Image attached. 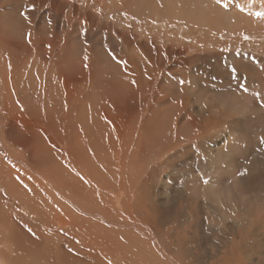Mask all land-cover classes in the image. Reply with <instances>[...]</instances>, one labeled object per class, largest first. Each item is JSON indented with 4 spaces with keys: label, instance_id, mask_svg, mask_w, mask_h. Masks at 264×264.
<instances>
[{
    "label": "rangeland",
    "instance_id": "1",
    "mask_svg": "<svg viewBox=\"0 0 264 264\" xmlns=\"http://www.w3.org/2000/svg\"><path fill=\"white\" fill-rule=\"evenodd\" d=\"M0 169L9 264H84L75 215L105 264H264V0H0Z\"/></svg>",
    "mask_w": 264,
    "mask_h": 264
},
{
    "label": "bare ground",
    "instance_id": "2",
    "mask_svg": "<svg viewBox=\"0 0 264 264\" xmlns=\"http://www.w3.org/2000/svg\"><path fill=\"white\" fill-rule=\"evenodd\" d=\"M24 103V102H23ZM101 111V110H100ZM103 118V117H102ZM107 125V124H106ZM114 127V126H113ZM23 128L25 129H23L24 131H27V128H29V124L27 125V124H25L24 126H23ZM129 135V134H128ZM125 137V136H124ZM85 140H87V139H85ZM164 144V143H163ZM133 146V145H132ZM125 147V146H124ZM134 147V146H133ZM144 147V146H143ZM164 149V148H163ZM28 150V149H27ZM119 152V151H118ZM26 154H27V152H26ZM97 154V153H96ZM100 155V154H99ZM148 155H150V154H148ZM99 157V156H98ZM115 157V156H114ZM149 157V156H148ZM116 159V158H115ZM148 159V158H147ZM35 160V159H34ZM86 160V159H85ZM61 161V160H60ZM144 161V160H143ZM147 161V160H146ZM36 162V161H35ZM84 162V161H83ZM148 162V161H147ZM151 163V162H150ZM42 164V163H41ZM33 168V170L34 169H38V167L37 166H33V164H30ZM141 165V164H140ZM68 166V165H67ZM67 168V167H66ZM12 170H14V169H12ZM63 170V169H62ZM66 170V169H65ZM65 170H63V171H65ZM141 170V169H140ZM0 171H3L2 173L3 174H6L7 176H10V178H11V180L12 181H14V176H12V175H14V171H11V173L10 174H8V171L6 170V171H4L3 169H0ZM37 171V170H36ZM67 171V170H66ZM68 171H70V170H68ZM75 171V170H74ZM83 171V170H82ZM9 172H10V170H9ZM15 172H17V171H15ZM1 173V172H0ZM83 173V172H82ZM74 174V173H73ZM76 174V173H75ZM130 174V173H129ZM77 175V174H76ZM84 175V174H83ZM82 175V176H83ZM1 177H2V175H0ZM16 176V175H15ZM43 176L45 177V174H43ZM81 176V177H82ZM47 177V176H46ZM65 177V176H64ZM87 177V176H86ZM9 178V177H8ZM83 178V177H82ZM44 179V178H43ZM67 179V178H66ZM10 180V181H11ZM34 180V179H33ZM85 180V179H84ZM11 181V183H13ZM50 181V180H49ZM48 181V182H49ZM86 181V180H85ZM42 182V181H41ZM6 183V182H5ZM8 183V182H7ZM10 183V184H11ZM52 184H53V182H51ZM82 183V182H81ZM42 184V183H41ZM46 184V183H45ZM50 184V183H49ZM51 184V185H52ZM91 184V183H90ZM97 184V183H96ZM30 186H31V194H30V192H28L27 194H25V198H24V200H25V204L24 205H26V207H28V210L26 211V213L27 214H34V215H38L37 217H33V219L35 220V219H40V223L39 224H34L35 225V227H33V226H31V229L29 230L30 232H31V230H32V238L33 239H35V241H36V243H37V245H39L41 242H42V240L43 239H41V237H42V235H46V233H44L43 231H45V228H44V224H43V218L45 217V215H46V211L49 213V211H52V210H54V207L56 208L57 206V202H56V204L53 202V201H50L49 203H47L46 202V200H44V198H46L47 199V197H45V193L46 192H44V189L43 188H41L40 187V190H39V188L38 187H36V186H34V185H31V184H29ZM47 185V184H46ZM116 185V184H115ZM53 186V185H52ZM51 186V187H52ZM9 187V186H8ZM57 187V186H56ZM78 187H79V185H78ZM83 187H85V186H83ZM87 187V189H81V191H83V193H82V199H81V201H82V206L83 207H88V208H90L91 206H93V200L91 199L92 198V196L94 197V195H92V193H93V190H90V188L92 187V186H86ZM130 187V186H129ZM47 188H48V186H47ZM102 188V187H101ZM114 188V187H113ZM117 188H118V186H117ZM70 189V188H69ZM103 190H104V188H103ZM102 190V191H103ZM119 190V189H118ZM124 190V189H123ZM131 190V189H130ZM11 190H8L7 189V192H8V194H9V192H10ZM40 191L42 192V194L40 193ZM52 191V190H51ZM79 191V190H78ZM84 191H87L88 193H85ZM97 191V190H96ZM101 191V192H102ZM49 192V191H48ZM53 192H54V190H53ZM101 192H99V193H101ZM19 193V192H18ZM50 193V192H49ZM55 193H57L56 191H55ZM75 193V192H74ZM73 193V194H74ZM97 193V192H96ZM104 193H106V192H103V194ZM108 193V192H107ZM107 193H106V195H107ZM122 193H124L123 195H125V194H127V190L125 189L124 191H122ZM23 194V195H24ZM62 194V193H61ZM102 194V193H101ZM5 195V194H4ZM22 195V196H23ZM48 195V194H47ZM70 196H71V194H69ZM68 195V196H69ZM99 195V194H98ZM74 196H76V195H74ZM112 196V195H111ZM1 197V196H0ZM53 197V196H52ZM51 197V198H52ZM72 197H73V195H72ZM102 197V196H101ZM125 199H127V197H128V194L127 195H125ZM130 197V196H129ZM137 197V196H136ZM3 198H5V199H7V197L6 196H3ZM77 198V197H76ZM78 198H79V196H78ZM77 198V199H78ZM99 198H100V195H99ZM144 198V197H143ZM107 199V198H106ZM131 199V198H130ZM21 200V199H20ZM52 200V199H51ZM95 200V199H94ZM102 200V199H101ZM103 200H105V197L103 198ZM110 200H112V199H110ZM69 201V200H68ZM71 201V200H70ZM75 201V200H74ZM80 201V200H79ZM100 200H98V202H99ZM120 201H121V197H120ZM123 201V200H122ZM129 201V200H128ZM12 202V201H11ZM114 202V201H113ZM118 202V201H117ZM125 202H127L126 200H125ZM24 202H22V204H23ZM75 203V202H74ZM103 203V202H102ZM104 203H105V201H104ZM124 203V202H123ZM86 204H88L89 206H87ZM121 204V203H120ZM128 205V204H127ZM81 206V205H80ZM106 206V205H105ZM124 206V205H123ZM122 205H121V208L123 207ZM52 207V208H51ZM61 207H63V206H61ZM106 207H109V206H106ZM115 207V206H114ZM119 207V206H118ZM129 207V206H128ZM64 208V207H63ZM73 208V207H72ZM80 208V207H79ZM110 208V207H109ZM125 208V207H124ZM84 209V208H83ZM86 209V208H85ZM111 209V208H110ZM117 209V208H116ZM4 209H2V211H1V209H0V220L2 219L3 220V222H5L6 220H9V214L10 213H4V212H6L5 210L3 211ZM114 210V209H113ZM118 210V209H117ZM82 211V210H81ZM96 211H98V214H100V215H102L103 217L106 215L105 213L106 212H109L110 210H107V209H105V207H100V206H98V210H96ZM220 211V213L222 214V210L220 209L219 210ZM113 212H115V210L113 211ZM116 212H118V213H120L119 211H116ZM51 213V212H50ZM110 213H111V211H110ZM13 214V213H12ZM72 214V213H71ZM80 214H82V213H80ZM85 214V213H84ZM95 214V213H94ZM113 214V213H112ZM125 214V213H124ZM135 214V213H134ZM174 214H176V210L174 211ZM73 215V214H72ZM71 215V216H72ZM108 215V214H107ZM115 215V214H114ZM120 215L122 216V213H120ZM178 215H180V217L181 216H183V214L182 213H179ZM68 216H70V215H68ZM112 216V215H111ZM13 217H14V215H13ZM16 217V216H15ZM14 217V218H15ZM75 220H72V221H69V222H65L63 219L62 220H60L61 222H60V231H61V233H63V234H61V235H63V240H64V242H66L67 244H68V241H69V237H71L72 235V237L71 238H74V239H76L75 240V242H72L74 245L72 246V251H73V253L74 254H76L75 256L76 257H78L77 259L79 260V262L80 261H82L83 260V263L85 264V263H87V264H94V263H104L105 264V262H107V260H108V258L111 260V250H110V248H114V246L116 245V247H117V244L118 243H120L121 244V240H119L117 237H115L114 236V234H113V231H114V228H110V225H108L106 228L104 227V229H106V231H105V233H104V236L107 234V233H109V232H112L111 234H113V236H109V239H106V241H108L107 242V244L106 243H104V242H98V240L96 239V238H94V237H90V234H88V232H90V230L89 231H87V229L86 230H83V228H81V222H83V226H85L86 228H87V221L89 220V219H91V217L88 219V218H86L85 216H83V218H82V220H80V216L79 215H75ZM137 217V216H136ZM17 218H19V219H21L20 217H17ZM65 218V217H64ZM73 218H74V216H73ZM107 218H110V217H107ZM128 218V217H127ZM175 218H176V215H175ZM225 218V217H224ZM12 219V218H11ZM32 219V218H31ZM222 219V218H221ZM68 220V219H67ZM103 220H104V218H103ZM116 220V219H115ZM119 221H120V219H119ZM138 221V220H137ZM27 222V221H26ZM122 222V221H121ZM131 222V221H130ZM133 222V221H132ZM70 223V225H69V227H68V229H66L65 231L63 230V228H64V225H67L68 226V224ZM5 224V223H4ZM27 224V223H26ZM31 225V224H30ZM104 225V224H103ZM133 225V224H132ZM27 226V225H26ZM37 226V227H36ZM11 227V226H10ZM66 227V226H65ZM89 227V226H88ZM123 227V226H122ZM117 228H119V227H117ZM27 229V228H26ZM47 229V228H46ZM53 229V228H52ZM122 229V228H121ZM126 229V228H125ZM52 231V230H51ZM59 231V230H58ZM48 232H50V231H48ZM67 232V233H66ZM116 232V231H115ZM65 233H66V235H65ZM72 234V235H71ZM130 234V233H129ZM142 234V233H141ZM71 235V236H70ZM29 236V235H28ZM47 236V235H46ZM46 236H44L43 238H45V239H48ZM60 236V235H59ZM88 237H90V238H88ZM66 238V239H65ZM70 238V239H71ZM44 239V240H45ZM62 239V238H61ZM41 240V241H40ZM101 240H102V238H101ZM100 240V241H101ZM109 240L111 241V243H109ZM48 241V240H47ZM20 242H22V241H20ZM46 242V241H45ZM81 242H83V244H81ZM133 242V241H132ZM47 243V242H46ZM61 243V242H60ZM126 243V242H125ZM42 244V243H41ZM25 245L26 244H24V246H23V250L24 251H26L28 248H29V246H28V248H26L25 247ZM65 245V244H64ZM82 245H84V248L82 249L81 247H82ZM122 245V244H121ZM125 245V244H124ZM70 249H71V247L69 246V245H67ZM66 246V247H67ZM158 246V245H157ZM45 247V246H44ZM115 247V248H116ZM121 247H123V246H121ZM118 248V247H117ZM154 248V247H153ZM42 249H43V247H42ZM48 249V248H47ZM119 249V248H118ZM15 250H17V249H15ZM110 250V251H109ZM149 250V249H148ZM151 250H152V253H156L157 251L155 250V249H152L151 248ZM41 251V250H40ZM49 251V250H48ZM83 252V253H80V252ZM121 251V250H120ZM156 251V252H155ZM160 251V250H159ZM16 252V251H15ZM46 252V251H45ZM122 252V251H121ZM80 253V254H79ZM135 253V252H134ZM150 253V252H149ZM161 253V252H160ZM4 254V253H3ZM2 254V252H0V264H9V261H8V259L9 258H5L4 256H2L3 255ZM38 254V257H40L39 255H41L40 253H37ZM119 254H121V253H119ZM137 254V253H136ZM190 254V253H189ZM16 255V254H15ZM156 255V254H155ZM159 255V254H158ZM61 256H62V254H61ZM114 256V255H113ZM132 256H136L135 254L134 255H132ZM164 256H165V254L164 255H162L161 257L162 258H164ZM17 257V261L16 262H18V263H20V264H23V263H25L26 261H27V259L25 260V258H24V256L23 255H21V254H19V252H18V255L16 256ZM19 257V258H18ZM72 257V256H71ZM153 257V256H152ZM152 257H150V258H152ZM170 257V256H169ZM73 258H75V257H73ZM56 259V258H55ZM114 259H116V258H114ZM136 259H138V257L136 256ZM10 260V259H9ZM173 260V259H172ZM13 261H15V260H13ZM75 261V260H74ZM133 261V260H132ZM139 261V260H138ZM111 263L110 264H113L114 262H115V260L114 261H110ZM73 263H75V262H73ZM96 263V264H97ZM171 263V262H170ZM79 264V263H78Z\"/></svg>",
    "mask_w": 264,
    "mask_h": 264
},
{
    "label": "snow or ice",
    "instance_id": "3",
    "mask_svg": "<svg viewBox=\"0 0 264 264\" xmlns=\"http://www.w3.org/2000/svg\"><path fill=\"white\" fill-rule=\"evenodd\" d=\"M259 15V14H258Z\"/></svg>",
    "mask_w": 264,
    "mask_h": 264
}]
</instances>
